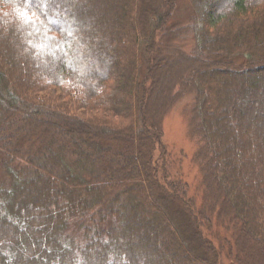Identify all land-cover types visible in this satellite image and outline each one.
<instances>
[{
  "label": "trees",
  "instance_id": "obj_1",
  "mask_svg": "<svg viewBox=\"0 0 264 264\" xmlns=\"http://www.w3.org/2000/svg\"><path fill=\"white\" fill-rule=\"evenodd\" d=\"M192 2L0 0V264H264V0Z\"/></svg>",
  "mask_w": 264,
  "mask_h": 264
},
{
  "label": "rangeland",
  "instance_id": "obj_2",
  "mask_svg": "<svg viewBox=\"0 0 264 264\" xmlns=\"http://www.w3.org/2000/svg\"><path fill=\"white\" fill-rule=\"evenodd\" d=\"M192 7V0H176V13L174 14L171 24H187ZM184 47L190 49L191 44L186 42L184 43ZM161 65L164 67V64L161 63ZM188 77L189 76H187L186 79H188ZM64 101L66 100L64 99ZM192 102V97L185 98L177 103L176 106L165 115L162 123L164 132V152L157 148L154 153V162L160 167L161 177L163 179L165 178L164 175H167V178L170 177L173 180H181L187 183L189 185V195L198 199L197 197L200 196L198 190L199 173L193 161V156L199 144L196 139L189 136L187 116V111ZM2 118V114H0V124L5 125L6 119L4 118L3 122ZM118 151L122 159V153L124 151L121 148ZM99 161H102V159ZM102 165L105 167L104 163L100 166ZM184 244L187 245L189 242L185 241Z\"/></svg>",
  "mask_w": 264,
  "mask_h": 264
}]
</instances>
